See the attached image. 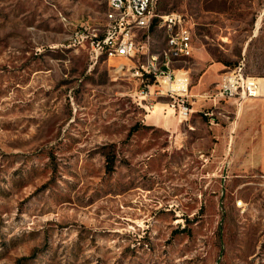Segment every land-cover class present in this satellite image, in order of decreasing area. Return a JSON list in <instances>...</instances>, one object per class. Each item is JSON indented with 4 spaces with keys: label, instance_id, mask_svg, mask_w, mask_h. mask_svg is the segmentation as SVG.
Segmentation results:
<instances>
[{
    "label": "rangeland",
    "instance_id": "obj_1",
    "mask_svg": "<svg viewBox=\"0 0 264 264\" xmlns=\"http://www.w3.org/2000/svg\"><path fill=\"white\" fill-rule=\"evenodd\" d=\"M263 7L159 0L192 32L181 118L133 75L146 54L92 62L73 39L102 35L108 0H0V264H264V96L215 97L243 58L263 85Z\"/></svg>",
    "mask_w": 264,
    "mask_h": 264
},
{
    "label": "built area",
    "instance_id": "obj_2",
    "mask_svg": "<svg viewBox=\"0 0 264 264\" xmlns=\"http://www.w3.org/2000/svg\"><path fill=\"white\" fill-rule=\"evenodd\" d=\"M159 0H108V9L105 13V24L102 35H97L94 29L84 22L73 33V39L78 43H87L88 58L95 62L98 60L100 48L120 47V54L112 57H123L133 60L140 55L146 54V59L138 62L132 73L143 80L148 76L166 86L165 81H178L181 87L170 89L167 86L160 89L168 93L172 98V107L176 108L177 114L185 118L191 111L186 104V91L188 84L187 76L176 77L172 67L174 61L184 59L192 54V32L188 20L182 13L171 11L167 13L158 12ZM116 13H123V21H116ZM260 20L264 32V7L260 12ZM156 26L169 32L173 48V61H166L164 57L163 72H155L151 68V52L148 51L150 42V26ZM140 33V35H139ZM144 39L140 41V36ZM263 85L258 77L245 72L244 58L238 61L232 68L227 69L220 75L215 97L218 99L239 100L246 97L264 96V74ZM149 85V84H147ZM264 180V169L261 174Z\"/></svg>",
    "mask_w": 264,
    "mask_h": 264
},
{
    "label": "bare ground",
    "instance_id": "obj_3",
    "mask_svg": "<svg viewBox=\"0 0 264 264\" xmlns=\"http://www.w3.org/2000/svg\"><path fill=\"white\" fill-rule=\"evenodd\" d=\"M116 21H123V13H116ZM167 41H168L169 47L167 49H164L161 52L162 59H161L160 63H158V61H157L158 60L157 55H151V57H152L151 68L155 72H163L164 57H165L166 61H169V54H170L171 50H173L172 45H171V35H169V32L167 34ZM101 54H105L106 57H112L113 54H120V47L100 48L98 55H101ZM181 86H183V84L181 82L174 83L172 80L167 81V87L170 89H175V88L181 87Z\"/></svg>",
    "mask_w": 264,
    "mask_h": 264
},
{
    "label": "trees",
    "instance_id": "obj_4",
    "mask_svg": "<svg viewBox=\"0 0 264 264\" xmlns=\"http://www.w3.org/2000/svg\"><path fill=\"white\" fill-rule=\"evenodd\" d=\"M102 55H105V54L98 55V58H100ZM146 76H148L147 82L149 84H152L153 83V80H154L153 77L152 76H149V75H146ZM143 126L148 127L149 125H143ZM106 158H107V160L109 159L111 161V157L110 156L109 157H106Z\"/></svg>",
    "mask_w": 264,
    "mask_h": 264
},
{
    "label": "crops",
    "instance_id": "obj_5",
    "mask_svg": "<svg viewBox=\"0 0 264 264\" xmlns=\"http://www.w3.org/2000/svg\"><path fill=\"white\" fill-rule=\"evenodd\" d=\"M170 55H171V53L169 54V60H170Z\"/></svg>",
    "mask_w": 264,
    "mask_h": 264
}]
</instances>
